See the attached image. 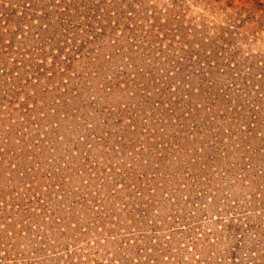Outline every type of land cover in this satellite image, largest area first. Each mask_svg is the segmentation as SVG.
<instances>
[{
  "label": "rangeland",
  "instance_id": "rangeland-1",
  "mask_svg": "<svg viewBox=\"0 0 264 264\" xmlns=\"http://www.w3.org/2000/svg\"><path fill=\"white\" fill-rule=\"evenodd\" d=\"M0 264H264V0H0Z\"/></svg>",
  "mask_w": 264,
  "mask_h": 264
}]
</instances>
